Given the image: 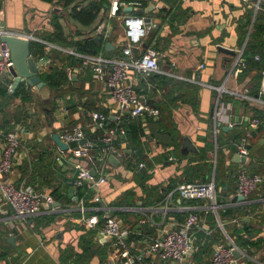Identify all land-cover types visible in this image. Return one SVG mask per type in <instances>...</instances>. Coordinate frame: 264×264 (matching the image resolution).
Wrapping results in <instances>:
<instances>
[{
    "label": "crops",
    "instance_id": "obj_1",
    "mask_svg": "<svg viewBox=\"0 0 264 264\" xmlns=\"http://www.w3.org/2000/svg\"><path fill=\"white\" fill-rule=\"evenodd\" d=\"M56 1L0 0L3 29L24 37L33 36L30 54L36 61L38 74L62 66L65 54H69L64 50L69 47L48 40L54 31L53 13L58 11L65 34L77 40L99 36L103 47L110 42L109 50L104 47L99 52L103 56L121 57L128 42L132 43L135 57L146 47H154L160 54L158 70L148 76L133 71L129 82L161 114L153 118L130 117L123 110L119 121L107 120L108 126L129 123L142 128L144 134L140 136L139 151L125 148L117 164L110 162L109 154L105 155L97 146L90 151L85 164L99 175L103 172L106 180L99 186L100 200L91 198L89 206L84 203L89 210L82 214L78 186L73 184L76 172L70 159L71 150L80 142L70 141L68 149L61 150L52 135L71 131L79 124L83 138L96 145L101 131L89 126L90 113L97 110L110 118L119 113L111 103L107 84L94 79L87 68L72 67L66 69L71 70V82L57 92L46 83L37 90L20 81L15 88L20 85L26 88L23 97L8 89L12 77L0 73V87L6 89L0 94V139L15 132L20 142L9 177L37 192H50L54 201L60 203L53 210L44 209L27 219H20L11 207L0 203V250L7 251L5 257L0 255V264H118L122 258L115 252L113 239L103 235L101 224L92 227L84 219L92 207L99 206L110 207L121 226L128 229L126 242L130 253H143L151 264H166L147 250L158 227L170 220L183 221L189 210H195L211 230L209 234L201 230L194 233L191 264H211L214 243H227V236L239 249L235 264H264V183L244 200L234 199L240 165L245 163L248 171L247 163L259 168L264 165V131L257 132L247 121L255 111L264 117V95L258 102L240 97L238 94L244 91L256 95L260 79L255 76L257 71L245 75L241 71L236 76L232 72L234 59L240 51L243 57L254 26L264 24V0H120L118 14H110V8L101 9L90 25L72 19L71 6ZM89 1L76 3L83 5ZM128 5L143 10L125 12L123 8ZM128 18L141 19L143 24L136 20L128 27L125 22ZM138 23L145 32L135 38ZM128 29L130 33L126 32ZM132 37L136 41L130 40ZM32 43L42 45L44 53L32 50ZM219 46L232 49L234 54L219 50ZM208 84L224 86L222 99L230 102L229 114L236 122L228 129L218 126L217 142L211 118L216 92ZM221 125L227 126L223 122ZM247 125L254 135H241L246 138L248 155L244 162L237 161L233 159L237 153L233 136ZM184 138L192 148L182 146ZM215 145L223 158L216 179V212L207 208L211 200L183 199L176 189L184 181L200 183L211 178L216 166ZM69 187L74 188L76 199L68 196ZM53 192L61 199H56ZM226 209L233 213L224 215ZM242 209L246 211L239 212ZM97 213L100 216L101 209ZM142 218L153 223H141ZM243 223H249L255 230L245 232ZM235 228L241 230L237 242L231 234ZM259 238L262 239L259 244H248Z\"/></svg>",
    "mask_w": 264,
    "mask_h": 264
},
{
    "label": "built area",
    "instance_id": "obj_2",
    "mask_svg": "<svg viewBox=\"0 0 264 264\" xmlns=\"http://www.w3.org/2000/svg\"><path fill=\"white\" fill-rule=\"evenodd\" d=\"M110 14H114L115 10L119 6L120 0H108ZM180 2H186L188 0H179ZM138 20L141 24V19L128 18L125 19L126 24L133 25ZM138 23V33L143 34L145 29L140 27ZM133 29V28H132ZM130 29L126 32L130 33ZM6 31L0 26V35ZM29 39H33V36L28 35ZM131 38L130 40H134ZM136 41V39L134 40ZM131 42L124 45L122 49L121 57H106L98 54H81L74 51L72 48L64 49L71 54H75L82 57V63L84 66H88L91 69L92 77L96 80L104 81L109 90V98L115 111L119 113L113 114L111 118L107 113L101 111H92L90 113L89 126L93 129L101 131L99 142L103 144L101 151L105 155L112 154L119 159L124 154L126 148V142L122 141L120 146L114 145V141L119 135L125 134V128L123 126H108L107 120L119 121L120 111H127L130 117H157L159 115V109L152 106L144 95L138 94L132 84L129 82L130 73L138 72L143 76H148L152 72L158 70V59L160 57L159 52L152 46L146 47L140 56H133L131 52ZM254 60H260L259 54H254ZM12 65L10 59V51L5 42L0 41V70L8 69ZM202 66V65H200ZM246 67V62L241 56V51L236 55L234 59V65L232 72L236 76ZM67 75L71 77V70L67 71ZM209 87L215 90L216 95L214 99V106L211 113L213 134L216 137L218 130V123H224L229 127L235 125L232 117L229 114L230 102L222 100V94L225 88L222 84L212 85ZM8 89L11 90V83L8 85ZM245 99H251L258 102L260 97L264 95V67L261 70V79L258 86L256 95H249L247 91L242 94H238ZM248 125L251 128L256 129L260 124L258 117H251L247 119ZM60 138L65 142L79 141L83 138V131L79 124H76L71 131L64 132L60 135ZM19 138L15 132H8L4 135L3 139H0V203L2 206H9L12 208L15 216L20 219H27L29 217L39 214L42 210H53L55 208L54 198L50 192L40 193L35 191L29 185L17 184L13 178L9 177V173L12 171L15 165V155L19 148ZM237 148V154L242 155L247 159L248 148L246 146V138L240 137L235 141ZM94 147V142L86 141L84 144H78L73 147L70 154V159L73 162V166L76 172L73 184L75 186H86L93 192L92 199L99 201L100 196L98 194L99 186L106 180V175L101 172L98 177L90 173L89 167L85 164V160L89 157L90 151ZM215 145V152H216ZM216 155L214 156V162ZM142 165L139 163V166ZM4 176V177H3ZM264 183V175L248 171L245 163L241 164L236 174V195L247 196L255 191L260 184ZM177 192L183 199H208L211 200V205L207 208L216 212L218 205L215 200V193L217 186L215 183L214 173L208 181L193 183V182H181L177 185ZM79 210L84 214L88 209L84 205V201L81 198L78 202ZM101 209V215L97 213V210ZM92 212L84 217L89 226L95 227L101 224V231L104 236H108L113 239V244L116 247L115 252L122 258L118 264H151V262L144 256L143 253L131 254L126 242L128 236V229L121 226L119 220L111 213V208L108 206L92 207ZM165 213V212H164ZM153 223L150 219L142 218L140 222ZM220 225H222L220 223ZM198 230L210 233V227L200 219L195 210H189L183 221H167L158 227L155 235L150 239L147 245V250L151 254H154L159 260L166 261V264H191L190 259L195 249V237L194 233ZM229 241H219L214 243L212 254L210 258L211 264H235L237 256L234 251H238V247L233 243L231 238L227 236Z\"/></svg>",
    "mask_w": 264,
    "mask_h": 264
},
{
    "label": "trees",
    "instance_id": "obj_3",
    "mask_svg": "<svg viewBox=\"0 0 264 264\" xmlns=\"http://www.w3.org/2000/svg\"><path fill=\"white\" fill-rule=\"evenodd\" d=\"M46 1L52 2L53 0H46ZM76 1L77 0H57L56 2L62 3V6H65V7L71 6L69 10L70 17L78 21L82 25H90L92 22H94V20L98 16L101 9L108 10L109 8L108 0H90L89 2L83 5H79L78 3H76ZM122 1L126 2L128 0H122ZM120 11H121V7L118 6L117 9L115 10V13L118 14ZM57 12L53 13V16H52V24L54 27V31L48 37V40L50 42L56 43L62 47L72 48L74 51L81 53V54H98L99 52L101 51L103 52L105 50L104 47L102 46V42H100L101 39L99 41H96L93 37H87V38L77 40V39H74L72 35L65 34L58 20L59 12L58 13ZM254 28H255V31L250 33L247 44H246V48L243 52V58L246 62V67L242 71H244L243 75H245L249 71H257V74L255 76L258 79H261V70L264 67V24L258 23V25H255ZM34 48L42 51L41 53H44L42 49V45L38 43H32L31 49L33 50ZM57 52L61 53V51H57ZM254 53H259L260 60H254ZM65 59L66 61H64L62 66H54L50 72H42L39 75L40 79L43 80L47 84V86L50 89H52L54 92H57L66 82L67 83L71 82V78H69L67 75V71H66L67 68L84 67L85 69L86 68L89 69L92 75L91 69L88 66L83 65L82 57L69 53V54H65ZM5 90H6L5 87H0V94L5 93ZM12 93L14 95H22L23 97H25L24 95L27 93V91L23 85H20L14 90H12ZM222 100L226 101L224 99ZM160 114H161V111L159 109V115ZM253 116L258 117L260 119V124L255 130H257V132L264 131V117L260 114L259 111L258 112L255 111V114ZM243 123L247 124L246 121H244ZM123 127L125 128V134L119 135L117 139L115 140L114 145L119 147L120 143L124 141L126 142V148L136 149L139 151L140 136L144 134L143 129L142 128L138 129L129 123L123 124ZM248 128L249 126L247 125L243 131L241 132L238 131L237 133H235V135L233 136V139L237 140L241 137L242 134H247V133L249 135H254L252 130H249ZM212 139L213 137L211 134V137H210L211 147L213 145ZM217 140H218V137L216 136V142ZM94 146L95 147L97 146V148L98 147L102 148L103 144L99 142L98 140L96 145L94 143ZM176 147L177 145H175L174 147L175 150H176ZM134 154L136 155L137 153H134ZM94 155L95 156L97 155V150H94ZM222 160L223 158L220 155L219 149L217 148L216 149V166H215V171H214L215 183L218 177L217 174L219 172V169H221ZM138 161H139V158H138ZM246 165L248 166V169L251 172H257L261 174L263 173L262 171H264V165L262 166L263 168H259L258 166H255L251 163H247ZM226 171L228 172V169ZM98 176L99 174L98 172H96L95 177H98ZM142 176L144 177L143 174ZM221 188H223V185L221 186ZM53 193L56 199L58 200L61 199L59 195L55 194V192ZM92 196H93V192L90 189H88L86 186L78 187L77 197L78 199L82 198L84 200V203L87 206L91 204L90 199L92 198ZM244 211H246V209H242L239 212L243 213ZM228 212L233 213L231 210L226 209V211H224L223 214L225 215ZM251 229L255 230L252 227V225H250L249 223H243V230L245 232H249ZM240 231H241L240 229L235 228L233 230V233H231L234 236H236L235 237L236 242L238 241L237 235H239ZM261 241L262 239L259 238L256 242H248V244L253 245V244H256L257 242L259 244ZM6 253H7L6 250L4 251L0 250V255H3V257H5Z\"/></svg>",
    "mask_w": 264,
    "mask_h": 264
},
{
    "label": "water",
    "instance_id": "obj_4",
    "mask_svg": "<svg viewBox=\"0 0 264 264\" xmlns=\"http://www.w3.org/2000/svg\"><path fill=\"white\" fill-rule=\"evenodd\" d=\"M125 12H130L132 10H143V8L134 7L133 5H128L123 8ZM1 28H3V23H0ZM94 39L96 41L100 40L99 36H95ZM0 41L5 42L9 51H10V59L12 61V65L8 67V69L0 70V73H3L5 76H11L12 82H11V91L15 89L17 84L20 81H25L28 85L32 86L34 89L39 90L45 85V82L40 79V76L38 74L36 61L30 54V39L24 36L12 34L5 32L0 35ZM110 42H105L104 47L106 50H109L111 47ZM219 50L228 52L231 54H234V51L232 49H228L223 46L218 47ZM218 126H221L223 129H228V126L221 125V123H218ZM52 138L54 142L58 145V147L61 150H67L69 147V144L62 140L60 138V135L58 133H54L52 135ZM87 141L86 138H81L79 140L80 144H84ZM182 146L186 149L192 148L190 141L187 138L183 139ZM127 152H130L129 149L126 150ZM107 159L114 163H118V159L114 157V155L109 154L107 156ZM233 159L235 160H241L242 162L245 161V157L242 155H239L235 153L233 155ZM90 173L92 175H95V171L93 169L90 170ZM73 187L68 188V196L72 197L73 199H76L75 196H73ZM234 199L238 200H244L245 196L243 195H236ZM60 203L58 201H54L53 205H59ZM9 239H12V236L9 237ZM235 256L238 257L239 253L238 251H234Z\"/></svg>",
    "mask_w": 264,
    "mask_h": 264
},
{
    "label": "rangeland",
    "instance_id": "obj_5",
    "mask_svg": "<svg viewBox=\"0 0 264 264\" xmlns=\"http://www.w3.org/2000/svg\"><path fill=\"white\" fill-rule=\"evenodd\" d=\"M215 151V150H214ZM215 164H216V160H215Z\"/></svg>",
    "mask_w": 264,
    "mask_h": 264
}]
</instances>
